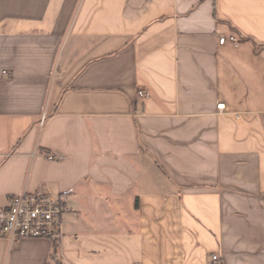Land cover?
Masks as SVG:
<instances>
[{"label": "crops", "instance_id": "obj_1", "mask_svg": "<svg viewBox=\"0 0 264 264\" xmlns=\"http://www.w3.org/2000/svg\"><path fill=\"white\" fill-rule=\"evenodd\" d=\"M25 191L63 235L0 224V264H264V0H0V212Z\"/></svg>", "mask_w": 264, "mask_h": 264}, {"label": "built area", "instance_id": "obj_2", "mask_svg": "<svg viewBox=\"0 0 264 264\" xmlns=\"http://www.w3.org/2000/svg\"><path fill=\"white\" fill-rule=\"evenodd\" d=\"M225 38L220 40L224 44ZM142 98L147 94L139 92ZM225 104L218 106L220 111L225 110ZM46 116L41 121L44 126ZM50 161H62L61 155L48 154ZM69 209L53 196L50 192L37 191L34 193L25 191L20 195L10 198L8 208L0 212V224L2 236L16 243L23 239H51L58 240L63 235L62 216ZM217 261V257H213Z\"/></svg>", "mask_w": 264, "mask_h": 264}]
</instances>
